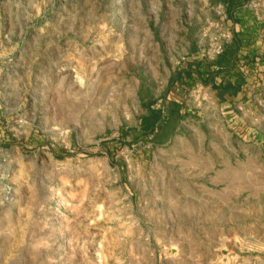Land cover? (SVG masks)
<instances>
[{"label":"rangeland","instance_id":"obj_1","mask_svg":"<svg viewBox=\"0 0 264 264\" xmlns=\"http://www.w3.org/2000/svg\"><path fill=\"white\" fill-rule=\"evenodd\" d=\"M222 9L0 0V264H264V157L181 75Z\"/></svg>","mask_w":264,"mask_h":264},{"label":"crops","instance_id":"obj_2","mask_svg":"<svg viewBox=\"0 0 264 264\" xmlns=\"http://www.w3.org/2000/svg\"><path fill=\"white\" fill-rule=\"evenodd\" d=\"M218 2L224 13L218 27L227 39L220 42L223 53L214 62L197 59L183 70L182 81L186 86L198 83L207 103H223L220 109L229 127L245 134L241 144L248 155L258 149L264 157V0ZM227 74L233 79L226 81Z\"/></svg>","mask_w":264,"mask_h":264},{"label":"trees","instance_id":"obj_3","mask_svg":"<svg viewBox=\"0 0 264 264\" xmlns=\"http://www.w3.org/2000/svg\"><path fill=\"white\" fill-rule=\"evenodd\" d=\"M226 92H229V88L226 89ZM161 116V112L160 111H152L151 112V120H149L148 122L151 124H153L154 127H156L158 124H159V118ZM150 124H147L146 123V127L145 128H148Z\"/></svg>","mask_w":264,"mask_h":264},{"label":"built area","instance_id":"obj_4","mask_svg":"<svg viewBox=\"0 0 264 264\" xmlns=\"http://www.w3.org/2000/svg\"><path fill=\"white\" fill-rule=\"evenodd\" d=\"M222 8V7H221ZM222 52L221 51H218L217 54L220 55Z\"/></svg>","mask_w":264,"mask_h":264}]
</instances>
